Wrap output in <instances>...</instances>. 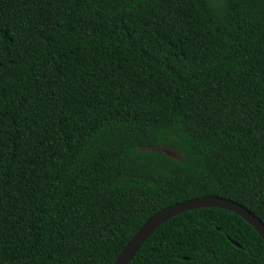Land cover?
I'll use <instances>...</instances> for the list:
<instances>
[{
    "label": "trees",
    "instance_id": "16d2710c",
    "mask_svg": "<svg viewBox=\"0 0 264 264\" xmlns=\"http://www.w3.org/2000/svg\"><path fill=\"white\" fill-rule=\"evenodd\" d=\"M206 195L264 223V0H0V264H112ZM127 264H264V242L200 207Z\"/></svg>",
    "mask_w": 264,
    "mask_h": 264
},
{
    "label": "water",
    "instance_id": "95a60500",
    "mask_svg": "<svg viewBox=\"0 0 264 264\" xmlns=\"http://www.w3.org/2000/svg\"><path fill=\"white\" fill-rule=\"evenodd\" d=\"M200 207H220L239 215L256 230L264 242V223L258 216L231 199L216 195H206L174 203L151 215L123 245L112 264H127L143 242L163 222L181 212Z\"/></svg>",
    "mask_w": 264,
    "mask_h": 264
},
{
    "label": "rangeland",
    "instance_id": "374dc122",
    "mask_svg": "<svg viewBox=\"0 0 264 264\" xmlns=\"http://www.w3.org/2000/svg\"><path fill=\"white\" fill-rule=\"evenodd\" d=\"M164 151L167 152L170 155H175V153L172 150H170V149L165 148Z\"/></svg>",
    "mask_w": 264,
    "mask_h": 264
}]
</instances>
